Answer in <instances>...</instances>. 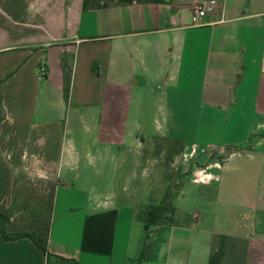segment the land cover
Listing matches in <instances>:
<instances>
[{
    "label": "crops",
    "instance_id": "1",
    "mask_svg": "<svg viewBox=\"0 0 264 264\" xmlns=\"http://www.w3.org/2000/svg\"><path fill=\"white\" fill-rule=\"evenodd\" d=\"M0 94V203L56 184L47 255L0 234V264H264V0H0Z\"/></svg>",
    "mask_w": 264,
    "mask_h": 264
},
{
    "label": "trees",
    "instance_id": "2",
    "mask_svg": "<svg viewBox=\"0 0 264 264\" xmlns=\"http://www.w3.org/2000/svg\"><path fill=\"white\" fill-rule=\"evenodd\" d=\"M93 70L96 72V69ZM71 84V70L63 69V97L68 102ZM4 118V112L1 107L0 94V122ZM230 148H227L229 154ZM23 176L15 177L10 205L6 207L5 202L0 203V234L5 241H13L20 238L29 239L35 247L47 255L48 230L52 220V209L56 184L48 182L47 195L39 197L30 187L18 186V181ZM18 214L16 218H12ZM173 207L165 198L160 205L143 206L137 213L139 221L143 224L145 230L150 227L171 224ZM148 236L146 237V240ZM146 250V245L145 248ZM136 261L141 262L145 253ZM66 261V259H62ZM69 262V260H67Z\"/></svg>",
    "mask_w": 264,
    "mask_h": 264
},
{
    "label": "rangeland",
    "instance_id": "3",
    "mask_svg": "<svg viewBox=\"0 0 264 264\" xmlns=\"http://www.w3.org/2000/svg\"><path fill=\"white\" fill-rule=\"evenodd\" d=\"M162 159V158H161ZM157 165V163H156ZM162 165H165V162L162 160ZM176 167L175 166H172V167H163L161 168V171L163 172V176H162V179L164 180V178L167 179L166 175H171L169 176V182L171 183V188H176V183H177V178L178 176L180 175V172H179V169L176 170L175 169ZM103 172H105L106 170H102ZM156 171H157V168H156ZM179 174V175H178ZM119 176V175H118ZM111 176L106 172L105 174L103 173V175L101 176V178H99V181L98 183L95 184V186L99 189V190H103L105 188H108L109 190L113 188V191L114 193L121 197V199H118V206L120 208L121 206V215H120V221L119 223H122L123 219H124V216H123V213H126L125 211H130V208L133 209V206L135 205V201H132V200H126L125 198H122V183L120 181V177H117L116 178V182L114 184H111V183H107V180H109ZM48 182L49 181H46V180H42V179H36V178H27L26 176H23L22 178L19 179L18 181V186H23L25 185L26 187H30L33 189V192H36L38 194L39 197H42L44 195H47V188H48ZM160 187V186H159ZM159 190V188H158ZM160 190H163V185H161L160 187ZM74 203V201H73ZM75 204L76 206H79V204H83V201H81L80 199H77V201H75ZM134 204V205H133ZM59 208L60 206H57V211H56V216L59 215ZM77 208V207H75ZM126 209V210H125ZM80 211V210H78ZM18 216V214H15L12 218H16ZM54 216V208L52 210V217ZM125 221V219H124ZM135 223H139V219L136 215L135 217ZM52 255H49V257H51ZM52 259V258H50ZM136 261H133V264H135Z\"/></svg>",
    "mask_w": 264,
    "mask_h": 264
},
{
    "label": "built area",
    "instance_id": "4",
    "mask_svg": "<svg viewBox=\"0 0 264 264\" xmlns=\"http://www.w3.org/2000/svg\"><path fill=\"white\" fill-rule=\"evenodd\" d=\"M207 3H197L193 6L191 11V25L199 26L200 20L205 16L207 12Z\"/></svg>",
    "mask_w": 264,
    "mask_h": 264
}]
</instances>
